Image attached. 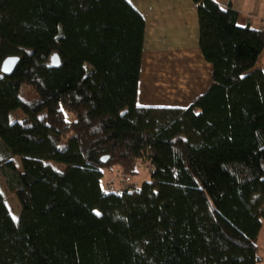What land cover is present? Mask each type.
<instances>
[{"label": "trees", "instance_id": "16d2710c", "mask_svg": "<svg viewBox=\"0 0 264 264\" xmlns=\"http://www.w3.org/2000/svg\"><path fill=\"white\" fill-rule=\"evenodd\" d=\"M191 1L212 86L187 108H140L145 22L126 0H0V180L20 208L0 192V264L261 262L264 32ZM146 165L139 188L102 189L104 171L125 183Z\"/></svg>", "mask_w": 264, "mask_h": 264}, {"label": "crops", "instance_id": "0c3cea01", "mask_svg": "<svg viewBox=\"0 0 264 264\" xmlns=\"http://www.w3.org/2000/svg\"><path fill=\"white\" fill-rule=\"evenodd\" d=\"M143 18L145 33L137 88L140 108H187L212 86V66L198 48L197 6L191 0H126ZM238 27L262 32L264 0H214ZM255 69L264 73V51Z\"/></svg>", "mask_w": 264, "mask_h": 264}, {"label": "rangeland", "instance_id": "374dc122", "mask_svg": "<svg viewBox=\"0 0 264 264\" xmlns=\"http://www.w3.org/2000/svg\"><path fill=\"white\" fill-rule=\"evenodd\" d=\"M19 96L23 101H32L36 99V95L34 91L28 85H21L19 90ZM24 119L23 114L20 111H16L10 114L9 121L10 122H21ZM14 165L16 166L18 171H21V163L19 159L14 160ZM53 168L57 171H62L65 166L60 164H52ZM149 172L150 167L146 165L145 167L138 168V175L134 178H130L123 182L122 172L118 168H114L112 170L104 171L103 177L101 180V186L104 192L106 193H119L123 189L127 187H136L139 188L143 182H147L149 180ZM0 192L4 197L6 206L8 211L12 217V219L17 220L20 208L17 199L8 192L4 183L0 180ZM258 257L261 259V262L258 264H264V226L262 227L258 240Z\"/></svg>", "mask_w": 264, "mask_h": 264}, {"label": "water", "instance_id": "95a60500", "mask_svg": "<svg viewBox=\"0 0 264 264\" xmlns=\"http://www.w3.org/2000/svg\"><path fill=\"white\" fill-rule=\"evenodd\" d=\"M18 61L19 58L17 57H10L5 59L1 64V73L3 75H10L13 72L14 68L16 67ZM50 64L51 66H58L60 64L56 55L51 57ZM101 161L105 162L106 158L101 159Z\"/></svg>", "mask_w": 264, "mask_h": 264}, {"label": "built area", "instance_id": "2783aa9c", "mask_svg": "<svg viewBox=\"0 0 264 264\" xmlns=\"http://www.w3.org/2000/svg\"><path fill=\"white\" fill-rule=\"evenodd\" d=\"M262 32H264V28L262 29Z\"/></svg>", "mask_w": 264, "mask_h": 264}]
</instances>
